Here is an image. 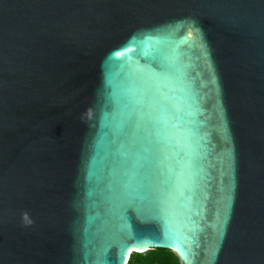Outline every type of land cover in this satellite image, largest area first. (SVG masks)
Masks as SVG:
<instances>
[{
  "label": "water",
  "instance_id": "water-1",
  "mask_svg": "<svg viewBox=\"0 0 264 264\" xmlns=\"http://www.w3.org/2000/svg\"><path fill=\"white\" fill-rule=\"evenodd\" d=\"M126 246L264 264V0H0V264Z\"/></svg>",
  "mask_w": 264,
  "mask_h": 264
},
{
  "label": "trees",
  "instance_id": "trees-1",
  "mask_svg": "<svg viewBox=\"0 0 264 264\" xmlns=\"http://www.w3.org/2000/svg\"><path fill=\"white\" fill-rule=\"evenodd\" d=\"M144 252H132L126 264H178L176 255L168 249L154 248Z\"/></svg>",
  "mask_w": 264,
  "mask_h": 264
},
{
  "label": "snow or ice",
  "instance_id": "snow-or-ice-1",
  "mask_svg": "<svg viewBox=\"0 0 264 264\" xmlns=\"http://www.w3.org/2000/svg\"><path fill=\"white\" fill-rule=\"evenodd\" d=\"M161 243V246H168V247H172L173 245L171 243H169L168 241H162L159 242ZM137 247H142L143 244L137 243L136 245ZM127 251H128V246H126L122 253H121V259H120V264H123V258L127 255ZM182 253L184 254V260H185V264H188V257H187V253L184 251L183 248H181Z\"/></svg>",
  "mask_w": 264,
  "mask_h": 264
},
{
  "label": "rangeland",
  "instance_id": "rangeland-1",
  "mask_svg": "<svg viewBox=\"0 0 264 264\" xmlns=\"http://www.w3.org/2000/svg\"><path fill=\"white\" fill-rule=\"evenodd\" d=\"M147 251H149V250H147ZM147 251H146V252H147ZM146 252H144V253H146Z\"/></svg>",
  "mask_w": 264,
  "mask_h": 264
}]
</instances>
